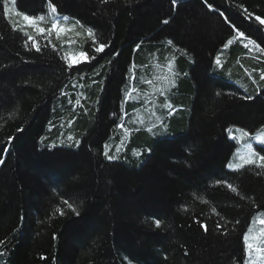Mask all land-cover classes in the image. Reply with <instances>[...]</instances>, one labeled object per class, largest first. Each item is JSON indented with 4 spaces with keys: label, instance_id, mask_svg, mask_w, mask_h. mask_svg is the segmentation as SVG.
I'll return each instance as SVG.
<instances>
[{
    "label": "trees",
    "instance_id": "1",
    "mask_svg": "<svg viewBox=\"0 0 264 264\" xmlns=\"http://www.w3.org/2000/svg\"><path fill=\"white\" fill-rule=\"evenodd\" d=\"M52 3L75 44L22 23L18 13L44 14L49 28L48 0H7V15L0 0V264H245L264 167L228 165L237 129L264 136V52L223 45L235 25L264 48V0ZM80 52L95 59L68 67L62 57ZM173 58L175 86L161 96L137 80L140 99L121 113L129 68L159 85Z\"/></svg>",
    "mask_w": 264,
    "mask_h": 264
},
{
    "label": "snow or ice",
    "instance_id": "2",
    "mask_svg": "<svg viewBox=\"0 0 264 264\" xmlns=\"http://www.w3.org/2000/svg\"><path fill=\"white\" fill-rule=\"evenodd\" d=\"M102 2H106V0H102ZM172 3L175 4L176 0H172ZM208 6L210 8L212 7L211 4H209ZM48 7H49V10H50L51 13L57 14L56 5L52 3V0H48ZM4 12H5L6 15L8 14L7 0H5ZM18 15H22V19L25 22L26 26L32 27L39 34H43L45 32H47L48 34H51L52 32H55L57 40H61L62 37L67 36L68 39L66 41H64L65 43H68L69 46H71L72 44L76 43V41L71 37V33L75 29V25H73L71 27H68V26H61L59 24V20L60 19H62L64 21H68L69 20L68 16L60 17L57 14V16L53 19V22L51 23V26L49 28L45 29L43 27H39V24L45 20V15L44 14H41L39 16H29L27 14H19L18 13ZM254 18L260 25H264V19H262L261 16L256 15ZM76 23L79 24V21H77ZM164 23L167 24L168 21L165 20ZM12 27H13L14 31L23 30V29H18L17 24H13ZM232 29L235 31L236 35H234L231 39H229L227 41V43H225L223 45L224 48H227L229 45H231L233 40H236V39H239V38H244V39H248L249 44H252L257 49H259L260 51L264 52V48H261L260 45L257 44L255 40H252V39L246 37L245 33L240 31L238 28H236L235 25H232ZM25 34L27 35V32H25ZM76 35L79 36L80 33L77 32ZM87 35H88V37L91 38L92 48H93L95 53H102L105 50V48L109 46V45H107L105 43H99V46H96L97 40H96L95 34L93 33V31L91 29H89ZM28 39L33 42V46L36 48V51H40L39 43L32 36H28ZM49 43H51V40H49ZM167 43L169 45L173 44V42L171 40H169ZM55 47L56 46L53 45L54 49H55ZM139 47H140V45H137V48H139ZM62 58L67 63L68 67L71 68L74 65H78V64L83 63V62H90L91 60L95 59V56L89 57L86 52H80V53H77L75 55L65 54ZM173 62H174V58H173V60H169L168 61V73L170 75H164V76H160V77H156L155 78V80H159V81L162 82L159 85L155 84L153 79H144L142 77L138 78L136 76V66L132 65L129 68V72L132 74L131 77H130V81L132 83H130V84L125 86L124 98L121 100V103H120V112L123 113L124 115H127V113L124 110V104L129 102L130 100H132L134 98L135 99H140L139 95L133 97V93L138 92V89H137V87L135 86V83H134L137 80H139V82L141 84H147V85L153 86L154 91L155 92H159V94L161 96H163L165 94L166 88L174 87L175 86V75H176V73L173 71ZM216 63L220 64L219 57H217ZM145 67H147V65H145ZM260 79L264 80V73H261ZM145 102H147V100ZM76 103L79 104V100L78 99L76 100ZM165 106L168 107L169 109H171L173 107L171 104H166ZM113 115H116V113H113ZM119 118L123 119L122 116L119 117ZM120 127H123V124H121ZM149 131H151V129H149ZM229 131H231V129ZM237 131L241 132L243 134V136H248L249 135V133L245 132L243 129H237ZM69 139H71V137H69ZM255 139H257L261 143H264V137L257 136V137H255ZM76 143L79 144V141H77ZM249 148H251V145H249ZM105 155H107V152H105ZM252 156L258 157V159L260 161V166L264 167V156H260L259 153H255V152H252L250 157L248 159L244 160V164H253V163H255V160H253L251 158ZM108 158L109 159H113L114 157L109 156ZM0 163H3L2 159H0ZM228 167H230V168H233V167L241 168V167H243V165L242 164L233 165V164L230 163L228 165ZM257 174H259V173H257ZM217 183H220V182L218 181ZM228 187L233 192L237 191V189L234 188L231 184H228ZM64 203L67 204V206L69 208H72V205L68 204L67 201H65ZM213 211L215 212V209H213ZM60 214L63 215V211H61ZM78 214L79 213H77V215ZM155 223L159 227L160 221L157 220V221H155ZM258 223L261 224V225H264V219L258 221ZM217 227L219 228V227H221V225L218 224ZM205 230H207L206 226H205ZM251 231H252L251 226H249V232H251ZM262 237H264V228L261 229V232H260L259 236L254 237V239L258 241L257 244H253L252 242H250L249 235H248L247 232L244 234L245 249H246V252H247L249 257L253 256V253H255L257 259H264V247L260 246V243H264V241L261 240ZM0 243H3V241H0Z\"/></svg>",
    "mask_w": 264,
    "mask_h": 264
},
{
    "label": "rangeland",
    "instance_id": "3",
    "mask_svg": "<svg viewBox=\"0 0 264 264\" xmlns=\"http://www.w3.org/2000/svg\"><path fill=\"white\" fill-rule=\"evenodd\" d=\"M22 23L25 25V22L23 20H22ZM59 24L61 26H64L62 23H60V21H59ZM194 30L188 29V30H186L185 34H192L193 39H195L198 43L203 44L202 42H203L204 36L200 32L194 31ZM84 63H86V62H83L80 64H84ZM80 64H78V65H80ZM78 65H74L73 67H76ZM245 132L249 133V135L243 136V134L240 132L238 137H237V143H238L237 148H238V150H241V152L236 155V161L234 163H232L233 165H236V164H242L243 166L244 165H250V164H244V160L248 159L250 157L249 154L251 152L257 153L256 144L257 145L263 144L260 141H258L257 139H255V137H257V136L264 137V136L258 135L256 133L251 134L247 130ZM168 133L170 134L171 132L168 131ZM249 145H251V148H249ZM22 168H23V166H22ZM233 168L235 169V167H233ZM236 169H238V168H236ZM260 227H261L260 228V231H261V229L264 228V225H261ZM260 231L256 234H253L252 241H250V242H252L253 244L258 243V241L254 239V237L259 236ZM261 240L264 241V237H262ZM260 246L264 247V243H260ZM244 249H245V241H244ZM245 264H264V259H257L255 253H253V256L249 257L247 252H246V249H245Z\"/></svg>",
    "mask_w": 264,
    "mask_h": 264
}]
</instances>
